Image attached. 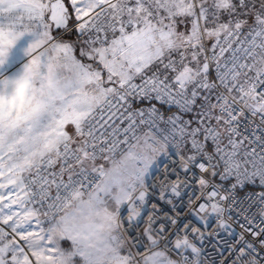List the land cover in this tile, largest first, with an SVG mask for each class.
<instances>
[{"label": "snow or ice", "instance_id": "6c2138e0", "mask_svg": "<svg viewBox=\"0 0 264 264\" xmlns=\"http://www.w3.org/2000/svg\"><path fill=\"white\" fill-rule=\"evenodd\" d=\"M249 115L264 0H0V264H204L211 219L221 264H264Z\"/></svg>", "mask_w": 264, "mask_h": 264}, {"label": "built area", "instance_id": "2783aa9c", "mask_svg": "<svg viewBox=\"0 0 264 264\" xmlns=\"http://www.w3.org/2000/svg\"><path fill=\"white\" fill-rule=\"evenodd\" d=\"M188 117L186 116L185 119ZM245 126L248 127V134H251L253 130L256 131V134H260V128H264V124L261 123L260 116L257 115L255 117L248 116L247 122ZM100 131H104L101 129ZM111 132V129H107L106 132H104L105 135H108V133ZM99 135V132L97 133ZM175 149L172 150V152L167 157L162 158V162L159 165L157 169H155L156 172V179L155 183L157 185V192L159 190V184L161 181H173L176 179L175 175H172L171 173L173 170L179 172L180 171V156L174 154ZM151 179V178H150ZM198 187V186H197ZM262 189L258 186V183L256 186H248L241 190L240 196L241 197H247L248 195L253 194L254 192H259ZM185 191H188L190 194V189H186ZM156 199H158V195L156 196ZM155 202V199L153 200ZM185 203H187V197H185ZM163 203V202H161ZM150 210V206H149ZM186 211V209H185ZM226 217L229 215V213L226 212ZM145 220H147V217H144ZM229 223H232V230L231 232H225L218 228V223L215 219L210 220V227H208L206 231L207 239L204 241L203 244V252L204 255L201 257V259L204 261V264H221V261L229 256L228 248L231 245L233 241V235L232 233H235L236 235L239 234V226L234 221H229ZM218 232V235L216 234ZM210 234V235H209Z\"/></svg>", "mask_w": 264, "mask_h": 264}, {"label": "rangeland", "instance_id": "374dc122", "mask_svg": "<svg viewBox=\"0 0 264 264\" xmlns=\"http://www.w3.org/2000/svg\"><path fill=\"white\" fill-rule=\"evenodd\" d=\"M253 2L257 4V7H259V0H253ZM70 26H71V22H70ZM71 38L75 39V36H72ZM0 227H4L6 231L8 230L7 226L0 225ZM64 246L68 247V245H64Z\"/></svg>", "mask_w": 264, "mask_h": 264}]
</instances>
